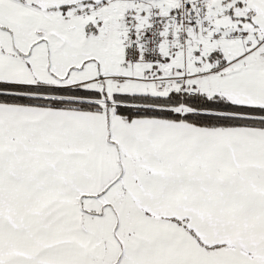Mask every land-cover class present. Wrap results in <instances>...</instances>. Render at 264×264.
I'll return each mask as SVG.
<instances>
[{
	"label": "snow or ice",
	"instance_id": "obj_1",
	"mask_svg": "<svg viewBox=\"0 0 264 264\" xmlns=\"http://www.w3.org/2000/svg\"><path fill=\"white\" fill-rule=\"evenodd\" d=\"M0 264H264V0H0Z\"/></svg>",
	"mask_w": 264,
	"mask_h": 264
}]
</instances>
